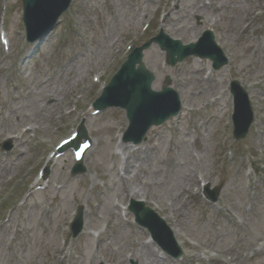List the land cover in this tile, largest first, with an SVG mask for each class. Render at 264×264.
Returning <instances> with one entry per match:
<instances>
[{
    "label": "rangeland",
    "instance_id": "1",
    "mask_svg": "<svg viewBox=\"0 0 264 264\" xmlns=\"http://www.w3.org/2000/svg\"><path fill=\"white\" fill-rule=\"evenodd\" d=\"M203 4L73 0L57 26L30 43L22 0H0V36L5 30L9 40L4 46L0 38V264H140L135 254L143 249L161 264H264V0H211L196 13ZM206 29L230 58L220 70L197 56L168 65L155 43L143 50L159 79L153 89L169 76L185 103L146 141H122L124 109L93 114L130 47L162 30L187 44ZM232 80L247 88L255 110L242 140L233 136ZM81 124L95 142L83 159L86 171L72 173V150L52 168L57 144ZM134 151L142 163L137 197L122 198L112 185L119 169L133 178L124 162ZM202 184L216 189L215 202ZM138 197L174 232L181 257L151 241L132 212H120ZM77 209L82 225L74 234Z\"/></svg>",
    "mask_w": 264,
    "mask_h": 264
},
{
    "label": "water",
    "instance_id": "2",
    "mask_svg": "<svg viewBox=\"0 0 264 264\" xmlns=\"http://www.w3.org/2000/svg\"><path fill=\"white\" fill-rule=\"evenodd\" d=\"M22 1L24 6L23 19L27 28L28 40L31 42L47 34L57 24L62 13L68 10L72 2V0ZM153 42L160 43L162 48L167 50L168 62L171 65L183 61L192 54L210 58L214 61L215 69H219L228 63L224 52L215 41L212 30H207L197 44L185 46L180 41L173 40L161 32L160 35L153 38L150 42L137 47L122 65L112 82L106 87L103 96L97 101V106L100 108L120 106L127 110L130 124L125 133L126 141L141 142L151 126L162 124L171 116L177 115L181 109V100L178 93L168 86L171 81L169 77L162 91L158 92L152 89L155 75L143 62V50ZM232 91L236 101L234 133L237 139H243L247 135L249 126L253 121V112L248 95L238 82H233ZM209 194L214 200L217 199L216 191L209 192ZM143 206L142 211L145 216L140 215L139 211L133 207L137 220L147 226L157 238L159 236L148 219L152 211ZM78 225H81V219L78 220ZM169 239H172V243L177 247L173 236L170 235ZM165 248L172 252L170 247L167 246ZM177 251L180 252L179 247H177Z\"/></svg>",
    "mask_w": 264,
    "mask_h": 264
},
{
    "label": "bare ground",
    "instance_id": "3",
    "mask_svg": "<svg viewBox=\"0 0 264 264\" xmlns=\"http://www.w3.org/2000/svg\"><path fill=\"white\" fill-rule=\"evenodd\" d=\"M203 2H204L203 5H199V6H196L195 8H193L196 13L203 14L205 12V9H206L205 7L211 5V0H203ZM262 15H263V13L261 14V16ZM175 22L177 23L178 21H175ZM165 31L168 32L167 30H165ZM152 50H153V47L151 48V51ZM151 51H150V54H151ZM153 85H154L155 89H158L159 79L155 80ZM180 94H181V96L183 95L182 92H180ZM183 108H185L184 102H183ZM126 149L127 148L124 149L125 153H127ZM134 156H135V151L133 153L131 152L130 156H128V157L125 156V162H124L126 166L131 168V170L133 172L132 175H134L133 178L131 177L130 179L129 178L126 179L123 177L122 178L119 177V179L116 180L115 184L112 185V187L116 186L114 188H115V193L117 194V196L122 197V198L131 197V196L137 197V191H136V187L134 184H136L135 183L136 179H137V181L140 180V176H139L140 172H138V170H140V168H142V163L137 158H135ZM50 163L56 164L54 162V159H51ZM125 179L127 181H131L133 186L131 185L130 182H128V183H130V186H128L127 183L125 182ZM191 180H192V178H191ZM187 182H188L187 180H184V183H187ZM139 198H141V197H138V199ZM135 247L133 248L134 250H135ZM139 252L141 254L140 255L135 254V258L140 259V264H161V262L156 257H152V255L150 254V252L148 250L143 249V250H140Z\"/></svg>",
    "mask_w": 264,
    "mask_h": 264
}]
</instances>
